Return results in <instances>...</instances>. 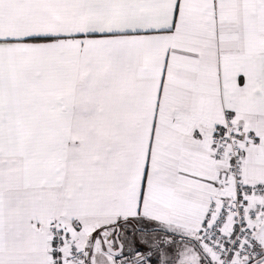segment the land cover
<instances>
[{
    "label": "snow or ice",
    "instance_id": "1",
    "mask_svg": "<svg viewBox=\"0 0 264 264\" xmlns=\"http://www.w3.org/2000/svg\"><path fill=\"white\" fill-rule=\"evenodd\" d=\"M0 264H264V0H0Z\"/></svg>",
    "mask_w": 264,
    "mask_h": 264
}]
</instances>
